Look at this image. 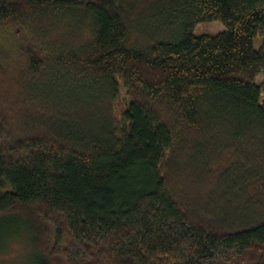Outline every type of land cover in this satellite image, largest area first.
Instances as JSON below:
<instances>
[{
  "label": "trees",
  "instance_id": "trees-1",
  "mask_svg": "<svg viewBox=\"0 0 264 264\" xmlns=\"http://www.w3.org/2000/svg\"><path fill=\"white\" fill-rule=\"evenodd\" d=\"M261 75L264 0H0V264H264Z\"/></svg>",
  "mask_w": 264,
  "mask_h": 264
},
{
  "label": "rangeland",
  "instance_id": "rangeland-1",
  "mask_svg": "<svg viewBox=\"0 0 264 264\" xmlns=\"http://www.w3.org/2000/svg\"><path fill=\"white\" fill-rule=\"evenodd\" d=\"M225 30V27L218 22H212V23H203L197 26L196 30H195V35L196 36H201V35H214V34H218L220 32H223ZM263 42V38L262 37H257L255 40V47L259 48L260 45ZM264 81V75H261L258 77L257 82L258 83H262ZM128 97L126 96V91L122 90L121 91V100L123 102H126V99ZM12 252V251H11ZM11 252L9 254V256L11 255ZM18 264H27L25 263L23 260L19 261Z\"/></svg>",
  "mask_w": 264,
  "mask_h": 264
},
{
  "label": "clouds",
  "instance_id": "clouds-1",
  "mask_svg": "<svg viewBox=\"0 0 264 264\" xmlns=\"http://www.w3.org/2000/svg\"><path fill=\"white\" fill-rule=\"evenodd\" d=\"M11 255H5L4 260H25L29 255L31 249L26 247L23 243L13 241L11 244Z\"/></svg>",
  "mask_w": 264,
  "mask_h": 264
}]
</instances>
